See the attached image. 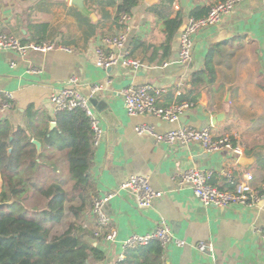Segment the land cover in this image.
Wrapping results in <instances>:
<instances>
[{
    "label": "crops",
    "instance_id": "1",
    "mask_svg": "<svg viewBox=\"0 0 264 264\" xmlns=\"http://www.w3.org/2000/svg\"><path fill=\"white\" fill-rule=\"evenodd\" d=\"M120 1L87 0L96 16L93 20L70 0H0V33L16 36L22 43L45 40L72 49L25 56L0 49V100L5 92L12 94L11 108L0 112V126L6 123L12 131L19 127L30 133L31 142L40 141L42 152L32 157L40 168L50 153L58 152L50 150L41 135L57 126L51 95L73 78L76 88L91 95L94 102L90 103L104 128L102 138L92 146L93 191L83 212V226L92 233L99 227L91 213V199L118 189L131 175L147 176L152 188L162 191L149 208L139 207L127 190H118L104 204L107 224L93 239L104 252L99 264H114L123 257L121 243L126 236L148 233L161 221L170 226L174 237L185 242L183 246H167L164 264H264V241L257 231L264 227V200L206 206L193 195L189 183L178 182L179 174L190 168L212 171L210 182L221 189L231 187L228 176L239 179L247 172L253 176V186L264 180V0H240L219 22L195 32L186 63L177 61L179 35L193 12L217 0H172L171 10L181 12L183 22L171 37H167L154 9L162 0L152 4L136 0L127 14L126 41L119 47L104 45L102 38L116 34L123 25V14L116 15ZM97 46L118 56V62L107 69L98 67ZM123 54L139 60L138 69L123 65ZM207 61L213 68V79L200 83L197 98L177 121L127 114L121 94L124 87L150 84L163 88L166 91L157 94V104H172L190 91L192 73L202 70ZM95 84L101 88L91 94ZM139 124H149L158 132L186 125L206 127L214 135L228 134L241 146L242 154L254 156V161L244 167L229 150L205 153L196 143L155 142L150 135L135 132ZM1 186L0 176V191ZM110 229L116 231L115 239L103 240V233ZM199 242L212 250L199 251Z\"/></svg>",
    "mask_w": 264,
    "mask_h": 264
},
{
    "label": "trees",
    "instance_id": "2",
    "mask_svg": "<svg viewBox=\"0 0 264 264\" xmlns=\"http://www.w3.org/2000/svg\"><path fill=\"white\" fill-rule=\"evenodd\" d=\"M134 5L136 0L118 2L117 17L130 13ZM171 5L172 0H162L154 7L167 37L173 36L183 22L181 12L173 13ZM209 7L193 12L192 17L205 16ZM208 62L192 73V88L177 102L192 104L200 83L213 79ZM56 121L55 128L41 135L49 149L58 152L50 153L40 168L32 159L36 152L30 133L19 127L12 131L6 123L0 126V202L11 201L0 208V264H99L104 258L103 250L93 245L99 236L83 226V212L93 191L90 172L94 145L89 119L84 111L74 109L57 111ZM37 166L39 178L35 179ZM66 211L72 217L64 230L51 233V226L60 224ZM165 250L158 240H152L125 249L114 264H164Z\"/></svg>",
    "mask_w": 264,
    "mask_h": 264
},
{
    "label": "built area",
    "instance_id": "3",
    "mask_svg": "<svg viewBox=\"0 0 264 264\" xmlns=\"http://www.w3.org/2000/svg\"><path fill=\"white\" fill-rule=\"evenodd\" d=\"M240 0H217L210 5L205 16L199 18L190 17L185 27L179 35V52L177 61L186 63L191 57L192 36L195 32L207 26L216 24L221 18L229 14L234 5ZM177 7V6H175ZM127 15L123 14L121 22L123 25L121 30L112 36H104L102 43L104 45L121 46L127 39L129 26L126 24ZM71 52L69 46L60 43L38 40L36 42L22 43L16 36L6 33H0V49H12L21 56L27 55L29 52L47 53L54 49ZM118 56L111 52H106L101 46L96 47L95 64L103 69H107L118 62ZM120 62L133 69H138L140 62L127 54L120 57ZM166 64V63H165ZM13 65V63H11ZM38 70L32 69L31 72ZM111 79H107V83ZM101 86L95 84L92 86L91 94L100 90ZM165 89L155 88L150 84L138 86L129 85L121 90L123 96L124 108L129 115L151 114L159 119L174 122L192 105L186 101L175 102L168 105H158L156 102L157 94L165 92ZM179 93V92H178ZM91 96V95H90ZM90 96L84 95L75 86V79L70 78L67 86L61 88L58 92L51 95V102L55 110H74L81 109L89 119V125L92 132V143L94 146L98 144L104 134V128L101 125L100 118L90 103ZM12 94L6 93L0 100V112H4L11 108L10 102ZM137 134H148L155 142H164L173 144L176 141L182 143H196L205 153L218 152L223 149L231 151L235 158L243 153L241 146L234 144L232 138L228 134L214 135L208 128H194L186 125L158 132L149 124H139L135 126ZM42 150L40 151L41 154ZM48 155V154H47ZM44 156V155H43ZM39 165V164H38ZM212 171L190 168L179 174V183H189L193 195L206 206H228L232 204H253L259 200H264V180L258 185L253 186V176L251 173H245L239 179H233L228 176L231 187L220 189L210 182ZM33 177L39 178L38 166L34 171ZM118 190H127L133 194L137 205L141 208H149L152 202L161 197L162 191L152 188L147 176L135 174L129 176L121 182L116 190H110L103 195H95L91 200V213L98 222V228L94 230L95 236L100 235V227L107 224V219L103 214L104 204L118 193ZM264 227L257 229L264 241ZM116 237L114 229L108 230L103 235V240L112 241ZM152 240H158L163 247L167 248L169 244L183 246L184 240L174 237L170 226L161 221L153 230L145 234H130L122 240V248H133L137 245H144ZM199 251L212 250L204 242L197 244Z\"/></svg>",
    "mask_w": 264,
    "mask_h": 264
},
{
    "label": "water",
    "instance_id": "4",
    "mask_svg": "<svg viewBox=\"0 0 264 264\" xmlns=\"http://www.w3.org/2000/svg\"><path fill=\"white\" fill-rule=\"evenodd\" d=\"M86 1L87 0H70V4L73 5L75 8L78 9V11L80 13H82L83 15H86V16H89L90 18H92L93 20L96 19V16L94 14V12H92V10H90L86 4ZM157 0H145V2L147 4H152L154 2H156ZM91 102H94L93 99L90 100ZM102 116L106 117L107 118V113L105 111H102L101 113ZM224 115V114H222ZM215 118H219V116H215ZM212 123H213V119H211ZM54 125V123H53ZM11 139V138H10ZM32 143L35 145V149H36V156H39L40 154V147H41V143L40 141L38 140H35L33 139L32 140ZM8 153H10L11 151V148H8ZM254 161V156H246L245 154H241L238 156L237 158V163L244 166V167H247L249 166L252 162ZM11 203V201H5V202H0V208L1 207H5L7 205H9ZM93 245H95V243L93 242ZM167 264V262L165 263Z\"/></svg>",
    "mask_w": 264,
    "mask_h": 264
},
{
    "label": "rangeland",
    "instance_id": "5",
    "mask_svg": "<svg viewBox=\"0 0 264 264\" xmlns=\"http://www.w3.org/2000/svg\"><path fill=\"white\" fill-rule=\"evenodd\" d=\"M90 207H91V203H90ZM71 217L72 216L70 215L69 211H66V215H65L63 221L60 224L52 225L50 232L56 233V234L62 232L64 230V228L66 227L67 221H69L71 219Z\"/></svg>",
    "mask_w": 264,
    "mask_h": 264
}]
</instances>
